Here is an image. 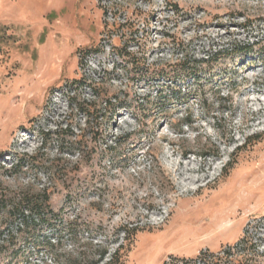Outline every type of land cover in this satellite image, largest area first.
Here are the masks:
<instances>
[{
  "label": "rangeland",
  "instance_id": "374dc122",
  "mask_svg": "<svg viewBox=\"0 0 264 264\" xmlns=\"http://www.w3.org/2000/svg\"><path fill=\"white\" fill-rule=\"evenodd\" d=\"M261 45L264 0H0V264H264Z\"/></svg>",
  "mask_w": 264,
  "mask_h": 264
},
{
  "label": "trees",
  "instance_id": "16d2710c",
  "mask_svg": "<svg viewBox=\"0 0 264 264\" xmlns=\"http://www.w3.org/2000/svg\"><path fill=\"white\" fill-rule=\"evenodd\" d=\"M261 43L257 42L247 48H238L235 49L234 52H248L252 50L254 47L259 46ZM258 53L261 58L264 60V45L260 46L258 49ZM210 59L204 61L194 60L193 64L188 63L186 68L180 71L184 77H192L194 80H200V75L203 73L202 63H210ZM179 70H175L174 74ZM179 73V72H178ZM89 110L83 109L87 114L92 115L94 118H97V107L96 105H89ZM83 108V107H82ZM99 133V132H98ZM99 135V134H97ZM24 164L23 159L20 158L17 162L15 168L20 169V167ZM53 209L50 204V196L45 192L40 196H31L24 195L20 197L19 200L13 204L12 210L9 212L10 222L16 226V233H21L30 228H35L36 226L43 225L48 223L52 219ZM234 249V248H233ZM238 256L232 252V250H227L221 254H209L203 253L199 258L194 261H172L173 264H241V261L237 260Z\"/></svg>",
  "mask_w": 264,
  "mask_h": 264
},
{
  "label": "built area",
  "instance_id": "2783aa9c",
  "mask_svg": "<svg viewBox=\"0 0 264 264\" xmlns=\"http://www.w3.org/2000/svg\"><path fill=\"white\" fill-rule=\"evenodd\" d=\"M168 264H173V262H172V261H170ZM179 264H183V263L181 262V263H179Z\"/></svg>",
  "mask_w": 264,
  "mask_h": 264
}]
</instances>
